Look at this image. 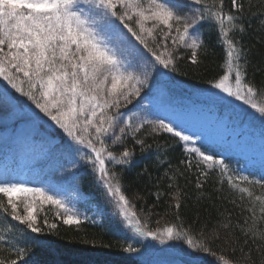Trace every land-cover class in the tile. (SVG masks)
<instances>
[{"label":"snow or ice","instance_id":"obj_1","mask_svg":"<svg viewBox=\"0 0 264 264\" xmlns=\"http://www.w3.org/2000/svg\"><path fill=\"white\" fill-rule=\"evenodd\" d=\"M191 2L196 7L185 13L168 0H0V78L32 101L71 141L89 150L81 159L98 174L103 188L114 198L120 215L136 235L151 238L161 245L174 240L186 243L194 249L187 253L191 257L190 264H196L195 257L200 252L216 256L212 250V244L216 242L228 249L226 254L219 256L221 264H264V224L257 227L255 208L247 220L241 219L239 223L234 222L232 213L225 209L220 213L224 235L216 232L210 240L205 238L204 243L196 244L186 230L174 227L152 230L146 223L142 224L130 200L121 191V174L108 167V162L131 165L136 145L141 152L151 147L141 137L147 126L152 132L172 134L186 146L187 155L180 161L182 169L180 166L172 169L169 162H163L168 163L169 170L174 173L169 176L166 172L165 177L173 181L168 187L177 189L173 193L177 213L181 208V190L176 182L193 168L198 171L197 189L204 188L209 182L208 169L219 168L225 178L221 183L238 187L236 181H243L264 191V178L234 175L225 159H217L194 146L193 137L199 139L200 135H188L178 130L175 125L183 124L179 111L171 113L176 118L168 123L164 119L152 121L135 115H128L125 119L121 112L122 108L133 103L134 98L141 97L148 90L159 69L176 71L175 53L178 51L191 50L189 59L196 65L198 50L203 46L198 30L205 23L213 22L219 27L227 51L224 74L214 77L211 87L242 101L264 120V105L253 99L257 87L246 82L241 60L246 64L247 58L236 41V36L245 31L244 0ZM157 36L163 39L157 41ZM114 38L121 42L131 41V47L138 42L150 55L143 61L134 62L129 58L128 49L113 43ZM220 99L224 100L223 97ZM218 122L225 126L224 121ZM128 140L132 141V147L126 146ZM115 146H122L118 153L112 150ZM68 148L71 150V145ZM197 158L199 162L193 163ZM73 166L78 163L74 162ZM14 179L0 175V193L7 197V206L0 202V216L12 225L0 229V264H29L32 249L24 236L17 238L19 226L23 225L26 236L41 233L42 225L57 228L56 223H48L47 219L38 222L34 214L37 200L62 209L65 225H79L81 220L63 200L48 195L42 188H29L22 182H13ZM240 191L247 193L248 197L253 196L247 188ZM17 194H23L27 201L23 213L15 199ZM222 199L229 198L223 196ZM239 199L243 201L244 196ZM260 199L256 197V200ZM231 203L236 206L237 201L232 199ZM260 219L264 221V206L260 208ZM237 227L244 236L243 242L234 238ZM249 244L252 247H248ZM124 251L140 252L131 244Z\"/></svg>","mask_w":264,"mask_h":264},{"label":"trees","instance_id":"obj_2","mask_svg":"<svg viewBox=\"0 0 264 264\" xmlns=\"http://www.w3.org/2000/svg\"><path fill=\"white\" fill-rule=\"evenodd\" d=\"M228 2L229 0H226V3ZM244 4L245 31L236 36V41L238 46L243 48L247 58L246 64L243 59L241 60L246 72V82L257 87V95L253 99L257 104L264 105V86H262L264 82V23H262L264 22V0H244ZM201 30L203 46L198 50L197 64L193 65L190 62V51L185 50L180 57H177L176 71H166L170 79L183 91L210 86L215 82L214 77L218 78L224 74L227 49L222 42L223 37L219 35V27L214 26L213 22H208L202 26ZM141 137L146 140V144L151 145L150 148L141 152L136 145L131 165L119 166L108 162V167L121 174V191L130 200L132 209L137 212L142 224L146 223L152 230H163L167 227L186 230L196 244L204 243L205 238L210 240L216 232L224 235V229L220 227L222 219L220 213L225 209L232 213L231 219L239 223L241 219L247 220L251 210L255 208L257 227L264 224V221L260 219V208L264 206V191L258 186L253 187L243 181H236L238 187H233L226 182L221 183L225 178L221 176L219 168L208 169L209 182L202 189L195 187L198 175L195 168L178 178L176 184L181 190V208L177 213L173 199V193L177 189L176 187L170 189L168 185L173 181L165 177L166 172L169 176L174 173L169 170L168 163L163 162H169L172 169L177 166L182 169L180 161L185 159L187 153L181 141L169 133L142 132ZM259 137L262 143L261 149L264 150V128L261 129ZM126 146L132 147V141L128 140ZM197 162H199L198 159L193 161V163ZM202 167L207 169L205 165ZM85 171L86 175L82 180L84 190L96 195V198L101 201L99 207L104 210L109 209L112 201L101 195L104 188L97 179V174L90 167H87ZM245 188L253 192L252 197L240 191ZM185 193L187 196L184 195ZM157 194L160 196L159 199ZM241 195L244 196L243 201L239 199ZM223 196L229 199H222ZM256 197L261 199L256 200ZM232 199L237 201L236 206L231 203ZM0 202L7 206L6 198L2 193H0ZM242 208L244 211L241 210ZM46 214L45 217H39V222L45 218L48 223H56V229H49L47 225H42L41 233H33L30 236L23 233V225L16 230L17 238L24 236L32 249L29 264L138 263V253L124 251V248L133 244L129 236L120 231L121 229L112 218H104L100 222L82 221L79 225H65L62 220L51 219L50 211ZM251 222L249 220V224ZM10 226L12 225L9 224V220L0 216V229ZM244 227L246 231L247 225ZM234 238L241 242L244 240L239 227L234 230ZM171 242L180 251L181 255L178 257L181 262L190 264L191 257L187 253L194 249L180 240ZM248 247L252 245L249 244ZM212 250L216 252V256L206 252L197 253L196 264H221L219 256L226 254L228 249L216 242L212 244Z\"/></svg>","mask_w":264,"mask_h":264},{"label":"rangeland","instance_id":"obj_3","mask_svg":"<svg viewBox=\"0 0 264 264\" xmlns=\"http://www.w3.org/2000/svg\"><path fill=\"white\" fill-rule=\"evenodd\" d=\"M168 2L173 6H180L179 10L185 13L191 12L196 7L191 0H168ZM148 26L151 27V23ZM149 39L151 40V38ZM162 39L157 36V41ZM113 43L128 49L129 58L134 62L143 61L148 57V53L138 45V42L134 47H131V41L121 42L114 38ZM169 47H171L170 42ZM185 50L191 51L182 49L175 53L176 57H180ZM164 72L165 70L159 69L154 73L153 82L148 90L142 93L141 97L134 98L131 105L121 109L124 118L126 119L128 115H135L139 119L152 121L164 119L168 123L171 122V119L176 118L171 113L179 111L178 114L183 124L175 125L178 130H182L188 135H200L199 139L193 137L194 146L200 147L206 154L212 155L211 150L213 149L223 150L222 152L231 155L232 162H226L231 168L240 165L248 171L264 172V152L257 150L260 141L257 136L259 129L264 124V120L259 114L244 105L242 101H236L227 97L225 93L213 89L211 85L193 88V95L203 102L217 103L219 107H223L221 109H226L222 115L217 111L203 113L200 111V105L195 108L183 109L174 101V95L171 93L167 81L170 78L166 77ZM0 85L7 93L6 95L4 91L0 93V175L12 176L15 178L13 182H22L29 188H42L48 195L63 200L69 208L75 210L81 222L84 220L99 221L104 216L116 217L118 221H124L114 198L107 194L106 189L101 191L102 196L112 201V206L110 205L107 212L99 207L101 201L97 200L93 194L85 192L81 187V175L84 167V161L81 158L88 154L89 150L71 141L62 129L35 107L32 101L12 89L2 78H0ZM210 93H215V95H210ZM221 97L224 98L223 101L220 99ZM218 120L224 121L225 126ZM38 127L40 128L38 129ZM143 132L155 134L162 131L152 132L146 126ZM248 133L252 137L244 138V135ZM60 134L66 137L67 142L55 147L58 143L56 138ZM68 145H71V150ZM121 147L115 146L112 150L118 153ZM184 148L186 149L185 145ZM74 162L78 163V166L74 167ZM246 172L243 170L241 175ZM5 198L7 201L6 196ZM15 199L23 213L24 205L27 202L24 195L17 194ZM35 207L34 214L37 216L38 222L39 217L47 215V211H50L51 219L63 220V210L55 205L42 204L37 200ZM123 227L127 231L128 229L132 230L126 223ZM131 235L134 236L132 233ZM133 242L137 243L136 248L140 250L139 258L147 259L150 262L148 264H167V262L184 264L173 252L162 247L158 241L134 237ZM149 255H153L154 258L150 259Z\"/></svg>","mask_w":264,"mask_h":264}]
</instances>
